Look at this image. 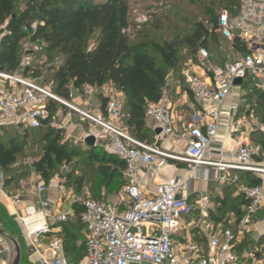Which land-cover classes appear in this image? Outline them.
<instances>
[{"label":"built area","instance_id":"built-area-1","mask_svg":"<svg viewBox=\"0 0 264 264\" xmlns=\"http://www.w3.org/2000/svg\"><path fill=\"white\" fill-rule=\"evenodd\" d=\"M132 22L121 30L129 41L136 39L143 27L154 21L153 10H132ZM209 32L214 31L229 43H241L246 54L239 59L218 65L215 57L200 48L194 57L188 58L181 71L177 85L186 88L199 109L192 110L183 127L176 126L169 94L172 80L168 79L162 89L160 101L149 104L145 117L152 121L159 133L157 143L167 139L183 140L186 148L183 156L163 152L156 145L143 143L132 137L122 126L123 103L110 86L102 87L105 96V112L84 111L78 106L83 95L70 89L67 99L54 95L49 88L40 85L23 71L34 68V54L41 51L36 42L28 41L18 61L17 69L11 73L0 72V84L7 83L9 90L0 97V127L19 125L35 130L50 118L49 102L78 114L82 120L95 128L91 134L104 143V150L124 163L125 185L116 202L104 198H88L81 203L79 221L83 226L86 242L84 257L76 264H264L257 250L239 257L238 237L250 233L256 221L264 224V159L255 161L260 149L243 144L234 138L237 129L230 125L232 115L238 111L237 104L226 103L233 91L250 82L264 91V0H239L237 13L230 16L222 10L214 24L206 23ZM30 36L36 34V25L31 30L23 29ZM240 80V85L235 81ZM96 89L85 90L87 103ZM225 121V123H224ZM224 132L219 148L212 151L218 134ZM264 158V157H263ZM168 161L186 164L187 176L183 179L164 180L160 170ZM215 169L219 182H235L231 173H250L262 178V183L253 187H241L238 191L245 198L242 216L231 226L214 228L209 222L208 196L197 202L199 222L204 225L207 249L187 240L178 252L173 236L184 229V220L192 213V206L180 193L189 177H201L202 169ZM63 171L68 166H62ZM157 183L153 194L147 196L140 173ZM5 177L0 171V189ZM43 183L33 188L36 206H26L24 215L16 221L22 227L31 256H37L31 264H68L64 256L63 241L59 236L61 225L73 218L71 213H61L45 199ZM13 206L19 205V197L10 198ZM13 240L0 234V246L5 259L1 264H12L15 258ZM47 241V242H46Z\"/></svg>","mask_w":264,"mask_h":264},{"label":"trees","instance_id":"trees-1","mask_svg":"<svg viewBox=\"0 0 264 264\" xmlns=\"http://www.w3.org/2000/svg\"><path fill=\"white\" fill-rule=\"evenodd\" d=\"M183 1L180 0L175 13L167 12L165 26L154 19L146 25L152 26L154 32L145 33L143 30L135 40L129 41L121 35V30L132 22L127 0H0V72L11 74L17 69L20 42L29 38L41 51L34 54V68L23 71L24 76L30 75L63 99H67L70 89L81 93L85 87L112 85L124 98V127L135 139L150 143L145 128L146 107L160 101L161 89L168 79L180 81L185 58L194 57L200 48H204L220 65L228 61L224 57V46L239 56L246 54L243 44L229 43L214 31L209 32L206 26V23L215 25L222 10L234 16L239 0H220L218 4L225 8L219 11L213 8L216 4H207L204 9L195 5L196 13L193 14L184 10ZM192 5L190 3L188 7ZM198 17L203 20L198 21ZM34 25L37 28L34 36L23 31L24 28L30 31ZM182 50L187 52L185 58L180 54ZM40 59L52 65L49 81L41 74ZM241 87L248 92L255 91V107L251 113L264 126V91L250 82H243ZM250 97L251 94L244 99ZM56 107L60 108L57 103L49 102L50 118L38 129L22 132L20 126L0 127V171L5 177L3 190L18 180L12 175L25 150L32 145H41L39 156L34 158L31 168L44 183L63 165L73 164L71 170L61 176L67 186L74 183L81 188L89 182L92 192L103 188L107 195L114 194L125 185L123 161L98 146L80 148L62 142L61 132L49 124ZM254 133L253 142L264 152V133L259 130ZM29 138L31 144H28ZM94 163L95 166L92 165ZM85 166L89 168L76 176L78 169ZM238 182L245 187H253L260 185L261 180L253 174L243 173ZM230 197L228 194L225 198L214 199L216 208L209 212V221L222 223L228 213L234 214L238 220L241 218L242 213L235 209ZM100 198L106 199L99 196L91 199ZM74 212L73 220L61 225L59 234L68 264L78 263L85 254L86 238L81 256L77 247L79 236L75 233L78 225L83 230L79 221L81 207L77 209L74 206ZM0 230L9 234L15 232L1 205ZM243 238L242 248L249 242L247 237ZM260 241L264 244V236ZM14 242L21 251L19 242Z\"/></svg>","mask_w":264,"mask_h":264},{"label":"crops","instance_id":"crops-1","mask_svg":"<svg viewBox=\"0 0 264 264\" xmlns=\"http://www.w3.org/2000/svg\"><path fill=\"white\" fill-rule=\"evenodd\" d=\"M180 78H181V72H180ZM107 86L112 87L113 93L123 103V100H124L123 95L120 92L116 91L114 87L110 84H106L102 87H107ZM102 87L100 88L85 87L81 93L77 92V94L83 95L82 101L78 102L79 108L84 111H92V112L95 111V112H99L103 114L105 112L106 100H105V96L100 93V89ZM88 88L96 89L99 91L93 95V98L90 100L89 103H87L86 97H85L86 96L85 90ZM9 89L10 88L6 82L0 84V97L5 92H7ZM247 92L248 91L243 90L242 87L235 89L231 95V98L226 103L225 110L228 109L229 104L238 105L237 113L232 115L231 120H230V125H232L234 128L237 129V132L233 136L236 140H240L243 144H251V145L259 147L253 142L252 135L250 133L258 131V130L263 132L264 130L263 125L259 124L258 122L256 124L255 122L250 124L247 121L246 115H248L249 117H252L253 114L250 112V110L242 111L244 109L243 104L246 101L244 97L247 95ZM169 102H170L172 111L174 112V116L176 119V126L178 127H183L184 125L187 124L188 119H189V114L191 113L192 110L199 109L198 106L194 103V101L190 97V95L187 93L186 88L183 86L177 85V82L174 80H172V86H171V90L169 94ZM60 110L63 112H66L68 115H71V114L77 115L80 118L81 123H86L88 125V130L85 132L84 127L81 124L74 126L71 122L68 121V119L64 121V125H65L64 127H67L68 131H71L73 134L76 135V137L83 135L81 138V141L84 144L85 138L88 136H92L91 134L93 133L95 128L89 122L82 120V118L78 114L72 111H69L62 106H60ZM249 112L251 113V115ZM53 119H54V116L50 119L49 124ZM251 125H253L254 128H256V130H254L253 128L249 130ZM13 126H19V125H13ZM122 126L124 127L123 123H122ZM124 128L126 129V127ZM145 128L148 133L150 143H147V142H143V143H146L149 145H156V147L162 150L163 152L174 155V156L184 155L185 148H186L185 141L169 138L163 142L157 143L155 141V136L157 134L156 125L149 119H146ZM20 130L23 132L29 129H25L22 126H20ZM223 135H224L223 131L218 134L216 143L213 144V147H212L213 152H216V150L219 148ZM100 141L101 140H98L95 138L96 146H98ZM263 157H264V152L260 150V155L259 157L255 158V161L262 162L264 159ZM187 167L188 166L183 163L168 161L167 164L163 166L160 170V178L164 180L183 179L188 174ZM201 169H202L201 177L199 179H196L194 175L192 177L190 176L188 179L189 181L187 182V184L185 185V187L182 189L180 193V197L187 199L189 204L192 206L191 215L196 214L199 218V215H198L199 212L197 210L198 209L197 202L200 197L208 196L209 204L207 208H208V213H209L210 211L212 212L215 211L216 205H215L214 199L216 197L223 198V196L225 198L228 194H231L230 199H232L235 209L240 210V212L242 213L241 209L246 204V201L243 199V196L238 193V191L241 187H244V185L237 184V182L239 181V177H241L243 173L232 172L231 177L232 178L236 177L237 182L236 183L230 182V183L224 184L218 181L220 174L215 169H206V168H201ZM68 170H71L69 166H68ZM67 171H63L61 167L59 175L58 173H55V172L51 173L49 175L48 182L44 183V181H42L40 176L37 175L31 168L30 173L31 175H33L32 178L36 180L37 183L32 184L33 179L31 178L29 181L27 180L26 182L15 181L11 184V186L7 190L6 189L3 190V188L0 189L1 207L4 209V211L7 213L9 217H11L14 221H16L18 216L24 215V208L26 206H36V198L33 196V188L37 184L43 183L46 187L45 199L49 201L50 203H52L54 205V208L57 211L61 213H71L74 218V215H75L74 206H76V208L78 209V206L79 208L81 207V203H78L77 200H74L68 207L65 206L64 204L62 208V205H61L63 198L70 195L68 192L69 191L71 192L72 190L71 188H67L68 186L66 185V180L63 177H61L62 174ZM35 175L38 178H36ZM140 177L142 178V181H143L144 192L146 193L147 196L152 195L154 186L157 183V180L151 181L147 179L142 172L140 173ZM258 179H260L262 183L263 181L262 178L258 177ZM25 184L26 185L29 184V185L26 186ZM16 197L20 198L21 203L19 205L13 206L11 204L10 198L12 199ZM18 206H20V208ZM62 209L65 211H63ZM73 218L70 221H72ZM187 218H185L184 220V229L181 231H178L173 236L174 245L178 249V252H180L186 246L187 240H190L196 243L197 245H199L203 253L207 249V239L204 236L206 227L200 224L199 222V224L201 225L200 234H198L195 238L194 237L192 238V235L189 232H185L186 231L185 223H186ZM236 220L238 219L237 217H235L234 214L228 213L225 215L224 221L222 223L215 224L214 222H211V221H209L208 223L212 227L218 228V227H222V224H224V226H231ZM2 232L6 234V232L4 231ZM263 236H264V224L260 223L259 221H256L255 224L250 227V233L243 234L238 237L239 245L237 246L239 247L237 248V252H238L239 257H243L245 253L251 251L252 249H256L258 251L257 257L262 262H264V244H262L260 241L263 238ZM243 237H247L249 242L247 243V245H245L242 248L240 247V243L243 241L244 239ZM202 245L204 246L202 247ZM4 259H5V255L2 253V248L0 246V264H1V261H3ZM191 264H196V263L192 262Z\"/></svg>","mask_w":264,"mask_h":264},{"label":"rangeland","instance_id":"rangeland-1","mask_svg":"<svg viewBox=\"0 0 264 264\" xmlns=\"http://www.w3.org/2000/svg\"><path fill=\"white\" fill-rule=\"evenodd\" d=\"M219 1L220 0H185V1H183V5H184L183 8H184V10L189 11V13L193 14V13H196L195 5L198 7H202L204 9L207 6V4L209 6L210 5L212 6V4H216V7H213V8H217V10L219 11V10H222L225 8L223 4L222 5L218 4ZM127 2L129 4V9H130V20H132L131 13H132V10H134V9L139 10V11L153 10L155 12L154 19L155 20L158 19V22L161 25L165 26L168 22L167 16H166L167 12L175 13L177 11V5H179L180 0H127ZM190 3L194 4V5H192L191 8L188 7ZM232 9L235 10V8H232ZM165 17H166V19H165ZM201 20H203V19H201V17L200 18L198 17V21H201ZM143 30L145 33L153 31L152 26L151 27L145 26L142 29V31ZM157 34L159 35V34H161V32H158ZM27 43H28L27 39H23L20 42L18 56H20L21 52L25 48L29 47ZM180 54L182 55V57H184L187 55V52L182 50V51H180ZM224 57L228 58L227 59L228 61L229 60L235 61V60L239 59L240 56H239V54L231 53L230 51H227L226 46H224ZM187 59L186 58L184 59L182 67L184 66ZM51 66L52 65L50 63H47L45 59H40L41 74L46 81H49L51 79L52 73L49 71ZM249 94H251L252 97H250L249 99H247L245 101V103L243 104L244 109L242 111L250 110V112H252V110L255 107V101H256L255 91L247 92V95H249ZM250 115H251V113H250ZM246 118L250 124H252L253 122H255V124H256L258 122L256 120V118L254 117V115L252 117H249L248 115H246ZM66 119H68V121L71 122L74 126L81 124L84 127L85 132L88 130V125L86 123H81V120L77 115H75V114L68 115L66 112L61 111L59 107H56V109L54 111V119L50 122L51 128H53L55 130H59L61 132L62 142H68L73 146L85 148L86 146L81 141V138L83 135L76 137L75 134H73L71 131H68L67 127H64L65 126L64 121ZM125 121H126V119L123 120L122 123L123 122L125 123ZM251 128L256 130V128H254L253 125H251L249 130H251ZM263 129H264V126H263ZM263 133H264V130H263ZM250 134L253 136V134H255V133L252 132ZM104 143L105 142H103L101 140L100 143L98 144V147L102 151H104V148H103ZM28 144H31L30 138L28 140ZM40 147H41V145L29 146L25 150L24 155H22V157L19 158V160L17 162V167L15 168L16 172H14L12 175V176H14V178L18 179L17 181L26 182L27 180L29 181L32 178L33 175H31V173H30L31 172V165H32L34 158L39 156ZM72 165L73 164H70L69 167L71 168ZM92 165L95 166L96 163H94ZM88 166L91 167L90 164H88ZM88 168L89 167H87V166L79 168L78 171L75 173L76 176H77V174L79 175L81 173H84V171L87 170ZM82 170H83V172H82ZM59 172H60V170H59ZM59 172H58V175H59ZM35 177L38 178L36 175H35ZM116 182H118V181H116ZM236 182L237 181H235L234 183H236ZM36 183H37V181L33 179L32 184H36ZM237 184H239V182H237ZM28 185L29 184H27L26 186H28ZM67 188H71L72 193L69 191L68 193L70 195L63 198L62 204H61L62 208H63L64 204H65V206L68 207L74 200H77L78 203H82L83 201H85L88 198H96L97 196L105 197L109 201L116 202L117 199H119V197H120L119 193L122 189V186L119 187V189L117 191H115L114 194H110V195H107L106 191L103 188L100 191L92 192L90 190V183L89 182H87V183L85 182L81 188H77V185L74 183L71 184L70 186H68ZM243 199L245 200L244 197H243ZM18 207L20 208V206H18ZM63 211H65V210H63ZM10 218L11 217H9L10 223L12 224V227L15 229V232L12 234H9L6 232V236H7V238H9L13 241L16 240L17 242H19V244L22 248V250H21V264H31V261L35 262L37 256H31L33 254H31V252L27 248L25 239L23 238V235H22V227H21L20 223H18L17 221H14L12 218L11 219ZM185 226H186L185 232H189L192 235V238L193 237L195 238L198 234H200V226L201 225L199 224V218L196 214H193L186 219ZM222 227L224 228V224H222ZM75 233H77V235L79 236V241L77 243V247L81 250L80 255L82 256L84 253V249H82L83 244H84L83 242L85 239L84 231L81 230V227L78 225ZM203 246L204 245H202V247ZM77 259L79 260L80 258H77ZM78 260H76V261H78ZM71 261L75 262V260H73V259H71Z\"/></svg>","mask_w":264,"mask_h":264},{"label":"water","instance_id":"water-1","mask_svg":"<svg viewBox=\"0 0 264 264\" xmlns=\"http://www.w3.org/2000/svg\"><path fill=\"white\" fill-rule=\"evenodd\" d=\"M241 81L240 80H236L235 81V85H240ZM159 133V130H157V134ZM84 144L88 147H95L96 144H95V137L94 136H88L85 138L84 140ZM0 234H3V232L0 230ZM13 242V246H14V249H15V258L13 260V263L12 264H20V261H21V251L18 247V245L16 244V242L12 241Z\"/></svg>","mask_w":264,"mask_h":264}]
</instances>
